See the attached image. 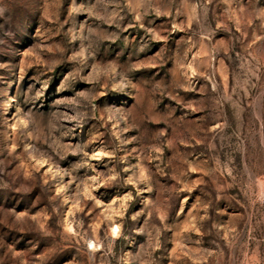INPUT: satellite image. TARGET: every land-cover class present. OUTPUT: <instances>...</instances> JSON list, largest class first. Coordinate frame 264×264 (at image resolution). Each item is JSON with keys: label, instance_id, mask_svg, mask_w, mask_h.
<instances>
[{"label": "rangeland", "instance_id": "rangeland-1", "mask_svg": "<svg viewBox=\"0 0 264 264\" xmlns=\"http://www.w3.org/2000/svg\"><path fill=\"white\" fill-rule=\"evenodd\" d=\"M0 264H264V0H0Z\"/></svg>", "mask_w": 264, "mask_h": 264}]
</instances>
